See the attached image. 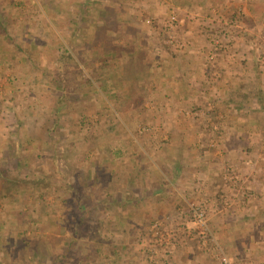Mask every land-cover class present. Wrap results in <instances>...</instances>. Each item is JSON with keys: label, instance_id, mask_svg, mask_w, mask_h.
I'll return each mask as SVG.
<instances>
[{"label": "rangeland", "instance_id": "1", "mask_svg": "<svg viewBox=\"0 0 264 264\" xmlns=\"http://www.w3.org/2000/svg\"><path fill=\"white\" fill-rule=\"evenodd\" d=\"M234 1L0 0V264H49L52 256L64 252L68 264H126L134 257L156 264L155 258L175 254L180 242L199 246L214 262L219 254L237 264H264V236L255 247L239 246L234 253L211 230L205 199L189 203L185 224L170 223L164 216L138 220L140 214L133 217L122 212L131 201L123 210H118L119 202L96 208L93 213L87 211L84 224L77 210L79 199L88 210L107 188L116 195L123 192L125 197L140 185L147 192L153 190L152 180L141 183L138 179L139 172L148 171V164L134 157H151L154 164L163 166L161 160L154 159L162 155L161 147L169 140L164 129L179 122L178 117H164L168 104L162 96L153 103L146 97L148 87L131 82L123 85L118 68L122 61H129L130 49L147 45L157 52L167 50L162 21L172 11L178 20L180 15L191 14L197 19L192 12L197 4H202L200 16L209 17L214 8L230 13L232 6L228 5ZM257 1L254 8L262 11L264 0ZM238 7L234 13L241 18L243 10ZM213 23L206 25L209 50L205 63L211 35L216 33ZM257 24L264 27V18ZM223 27L216 34L225 41L228 33L224 35L225 24ZM244 42L253 45L251 56L258 63L264 91V37L260 51L254 37L248 36ZM64 49L72 56L62 63L65 86L52 78L61 66ZM151 113H155L154 118ZM46 141L49 144L45 145ZM157 144L161 147L155 148ZM121 148V154L111 159ZM257 154L264 162V148ZM55 163L64 172L56 179L74 182L75 191L84 197H70L64 187L54 190L55 186L36 197L29 184L14 195L4 192L3 185L12 186L9 179L21 186L25 177L32 179L52 170L57 173ZM227 167V178L234 176L233 193L240 201L251 195L257 202L256 182L250 184L240 170ZM197 206L205 209L208 218L209 235L204 239L193 223V208ZM73 226L80 236L67 249ZM260 235L255 231V237ZM211 240L216 245L212 246Z\"/></svg>", "mask_w": 264, "mask_h": 264}, {"label": "crops", "instance_id": "2", "mask_svg": "<svg viewBox=\"0 0 264 264\" xmlns=\"http://www.w3.org/2000/svg\"><path fill=\"white\" fill-rule=\"evenodd\" d=\"M257 2L235 0L228 5L232 6L230 13L220 12L223 19L239 18L234 11L240 6L243 15L240 30L230 41L232 54H219L214 65L204 61L209 50L206 25L208 21L215 22L214 32L220 33L224 23L220 24L211 14L200 16L202 4H197L192 10L199 16L197 19L192 14L179 17L178 45L165 41L168 48L163 52L147 45L134 46L129 52L132 58L122 61L117 74L123 85L131 82L148 87L146 97L153 103L162 96L168 104V110L163 109L164 117L179 118L178 123L164 129L169 140L162 147L155 146L164 149L154 159L161 160L163 166L154 164L151 157H134L137 162L142 159L141 164H148V171L139 172L138 179L141 183L152 180L154 189L147 192L142 185L133 188L131 200L127 197L118 210L131 201L132 205L122 212L128 211L133 217L138 213V220L164 216L170 223L185 224L189 203L205 199L211 230L234 253L239 246L255 247L264 236V162L257 154L264 148V91L258 63L251 56L253 45L244 42L252 36L258 40V51L263 47L264 27L257 22H262L264 8L255 10ZM152 33L155 34L153 30ZM173 107L178 110L173 111ZM154 115L151 113V118ZM227 166L240 170L250 184L256 182L257 202L251 195L240 201L238 194L233 193L234 182L227 178ZM117 194V198L124 196L123 192ZM255 231L261 234L258 238ZM180 245L175 254L155 258L156 264H217L199 246L187 242ZM142 259L134 257L126 264L151 262Z\"/></svg>", "mask_w": 264, "mask_h": 264}, {"label": "trees", "instance_id": "3", "mask_svg": "<svg viewBox=\"0 0 264 264\" xmlns=\"http://www.w3.org/2000/svg\"><path fill=\"white\" fill-rule=\"evenodd\" d=\"M241 18H238V20L240 21ZM71 54L69 53V51L67 49H64V54L61 55L59 61H60V64L61 66H59L56 71V74L55 75H51L53 80H54V83L58 84L57 81H59L63 86H65L66 84V81H65V73H64V69L62 67V63H64L65 59H71ZM67 61V60H66ZM100 78V77H98ZM63 95H61L59 97V100H62V97ZM61 107L59 105H57V110H59ZM49 144V141H46L45 145ZM118 151H116L112 156L111 159L117 157L119 154H121L122 152V148L121 149H117ZM55 168L57 169V173H54L53 170L50 171L49 173H45V172H41L40 175H37L35 177H33L32 179L30 177H25L26 178V181H24L22 183H20L21 181H18V183L21 184V186H15L16 184H12L14 183L15 180H11L9 179V183L12 185L10 188L6 187L5 185H3V188H4V192L6 194L8 190L11 194L14 195V193H18L20 190H22L24 188V186H26L27 184H29L31 186V189H32V192L34 191L35 193V196L37 197L38 196H43L44 193L43 191L46 193L47 191H51L52 188L54 187V190L57 189V188H60L64 187L65 191H67V193L70 195V197H73L74 198H79V197H84V195L80 192H77L75 191V183L74 182H69V180H65L63 181H60L59 179H56V175H63L64 176V172H62L58 167H57V163H55ZM68 175V172L66 171V176ZM100 180V179H99ZM98 180V181H99ZM77 183L80 184L79 181H77ZM58 184V185H57ZM62 184V185H61ZM84 183L82 182V185ZM78 185V184H77ZM94 186V184H93ZM108 189V188H107ZM107 189L104 190V195L101 197L99 194H98V197L99 199L96 201H93L92 205L90 206V208L87 210L84 206H82V199H79L80 200V203H77L79 204L78 207H77V210H79L78 212V216L83 220V224L86 223V219H85V216H86V213L87 211L90 212V213H93L95 211L96 208H100V209H104L108 203H111V204H117V201H116V198H117V195H116V191H107ZM73 195V196H72ZM102 195V194H101ZM86 196V194H85ZM110 197V198H108ZM130 199L129 195L128 196H123V197H119L117 198L119 202H127L128 198ZM108 199V200H107ZM110 199V200H109ZM131 200V199H130ZM85 209V210H84ZM76 224H79V223H76ZM78 226V225H77ZM73 231H72V235L73 237L70 238V241H68V245H67V249H69L70 247H72L74 245V241L76 240L75 238L76 237H79L80 234L77 232V228L76 226H73ZM52 256V255H51ZM66 260L65 262H63L62 264H68L67 263V260H68V256H67V252H64V253H59L57 256L53 257L50 259V261H47L49 264H56V262L58 260Z\"/></svg>", "mask_w": 264, "mask_h": 264}, {"label": "built area", "instance_id": "4", "mask_svg": "<svg viewBox=\"0 0 264 264\" xmlns=\"http://www.w3.org/2000/svg\"><path fill=\"white\" fill-rule=\"evenodd\" d=\"M240 12V11H238ZM212 16H215L217 19H219V22H222L225 24V32L224 34L228 33V38L223 41V38H220L216 33L215 35L212 34V44H211V50L209 51L206 62L210 65H214L216 63V60L221 53H228V55H231V45L229 44L232 40V31L234 29L241 27V21L238 20L236 17L232 18H226L223 19L222 14L218 12L215 8L211 10ZM179 25L178 16L175 12H171L169 16H167L162 21V29L166 35V41L168 44H174L178 45L176 31L177 27ZM230 33V34H229ZM234 178V176L232 177ZM231 178V179H232ZM193 217H194V226L197 229L198 235H201L202 239L203 237L209 235L208 231V218L206 215V211L203 207L197 206L193 208ZM154 228V227H153ZM212 239V238H210ZM211 244L216 245V242L214 240H211ZM203 244H206L203 240ZM214 250V249H213ZM214 259L216 260L217 264H237L231 261V259L226 255H219L215 254Z\"/></svg>", "mask_w": 264, "mask_h": 264}]
</instances>
